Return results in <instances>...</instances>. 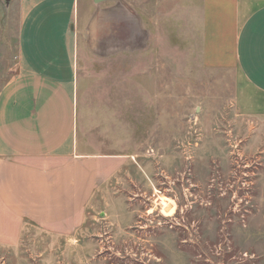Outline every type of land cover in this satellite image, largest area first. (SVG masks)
I'll return each mask as SVG.
<instances>
[{"label": "rangeland", "instance_id": "374dc122", "mask_svg": "<svg viewBox=\"0 0 264 264\" xmlns=\"http://www.w3.org/2000/svg\"><path fill=\"white\" fill-rule=\"evenodd\" d=\"M22 2L0 0V90L20 47L44 66L74 34L81 131L123 158L72 232L29 226L0 264H264V95L234 49L252 10L79 0L73 30L67 2L21 30Z\"/></svg>", "mask_w": 264, "mask_h": 264}, {"label": "crops", "instance_id": "0c3cea01", "mask_svg": "<svg viewBox=\"0 0 264 264\" xmlns=\"http://www.w3.org/2000/svg\"><path fill=\"white\" fill-rule=\"evenodd\" d=\"M226 1L252 10L237 30L235 59L244 81L264 95V0ZM65 2L73 30L79 0H23L21 30L25 20L56 14ZM66 44L44 66L29 63L20 47L15 75L0 90L1 247H17L32 225L72 232L99 182L122 164L123 156L91 152V136L81 131V53L74 34Z\"/></svg>", "mask_w": 264, "mask_h": 264}]
</instances>
